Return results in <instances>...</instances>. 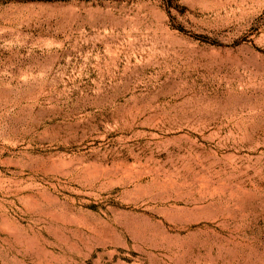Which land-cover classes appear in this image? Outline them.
<instances>
[{"label": "rangeland", "instance_id": "1", "mask_svg": "<svg viewBox=\"0 0 264 264\" xmlns=\"http://www.w3.org/2000/svg\"><path fill=\"white\" fill-rule=\"evenodd\" d=\"M0 264H264V0H0Z\"/></svg>", "mask_w": 264, "mask_h": 264}]
</instances>
